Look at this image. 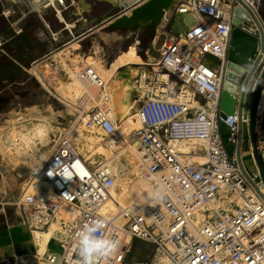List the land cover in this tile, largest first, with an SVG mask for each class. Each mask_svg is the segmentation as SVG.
Segmentation results:
<instances>
[{
  "label": "built area",
  "instance_id": "built-area-1",
  "mask_svg": "<svg viewBox=\"0 0 264 264\" xmlns=\"http://www.w3.org/2000/svg\"><path fill=\"white\" fill-rule=\"evenodd\" d=\"M40 2L45 7L68 8L66 0ZM261 2L177 0L172 4L165 14V24L153 40L155 46L162 36L157 69L144 78V86L139 81L136 92L140 98L136 113L142 125L133 131L141 172L150 182L149 196L142 202L120 206L114 216L100 212L112 195L117 175L106 161L91 160L81 153L76 136L90 126L101 127L115 137L119 135L109 104H82L73 120L58 132L51 156L40 171V177L51 184L52 193L40 198L25 190L12 202L32 234L35 230H49L55 224L52 236L60 242L62 251H38L32 258L8 257L2 264H79L83 259L80 233L97 221L104 225L94 235L117 242V247L97 256L93 264H128V237L151 242L174 264H264V184L259 171L249 172L242 157V166L237 160V105L233 114H220L234 26L233 8L239 4L252 19L256 17L261 22ZM179 14L194 17L183 33L172 27ZM261 24L264 28V22ZM246 30L259 33L255 22ZM99 54L108 56L106 52ZM263 68L264 54L259 72ZM77 75L86 84L105 91L106 80L92 66H85ZM253 90L249 83L246 94ZM235 98L238 102L239 94ZM260 101L261 98L257 121L264 112V106L258 112ZM257 121V146L264 161V129ZM248 122L249 113L243 112L242 123ZM222 125L229 131L228 140L235 145L232 150L225 146ZM121 141L125 143L126 139ZM86 147L90 153L97 144L88 139ZM225 193L242 197L241 205L233 211L216 207ZM62 205L71 209L67 215L61 212ZM118 217L124 221L117 222Z\"/></svg>",
  "mask_w": 264,
  "mask_h": 264
},
{
  "label": "rangeland",
  "instance_id": "rangeland-1",
  "mask_svg": "<svg viewBox=\"0 0 264 264\" xmlns=\"http://www.w3.org/2000/svg\"><path fill=\"white\" fill-rule=\"evenodd\" d=\"M110 6L111 4L107 0L99 1L96 6L93 7V15H95V18L87 17L86 21L77 24V27L73 30V35L69 36L68 39L70 38L69 41H71V39H75L73 41H76L80 32H93L86 37L82 43L81 50H84L86 53L84 57L91 54L95 57L99 56L98 58L100 60L104 59L103 63L106 64V69H111L114 64L120 61L126 62V64L116 70V72H112L113 77H109L107 88H109L110 96L106 98L110 100L111 106L115 107L118 102H115V104L111 95L115 92L123 93V89H128L130 90L129 94L126 95L123 93V98L126 101H131L134 106H136L134 102L135 96L133 95L135 92L139 91V81H142L143 72H147L148 75L152 76L154 70L157 69L153 68L157 66L155 64L148 65L144 63L152 60L150 56L159 57L158 46L162 41V36H160L155 46L153 45V40L161 28L158 24L159 21H155L154 19H149L144 25L140 21L131 26L120 25L118 27H113L108 23L107 25L103 22L107 16H99L102 13V9L109 7L111 8V12L120 9L119 7ZM70 13L71 16L76 17L74 10H70ZM63 34L64 36L67 35L66 31H63ZM63 43L64 42H58V48L54 50V53L60 51L62 47L64 48L67 46L66 43ZM134 44L136 45L133 47ZM73 51L80 52V49H75ZM99 51L106 52L108 56L103 58L100 56ZM52 55L47 58L45 57L42 62H36L38 66L34 69V73H32L30 68L35 63L26 66V79L18 83L16 87L9 85L7 91L0 93V139L4 142L6 141L11 127L19 126L17 127L18 129H27L33 122L38 121L37 119L39 118V120H46L50 126L49 142L48 144L46 143L47 145L37 143L36 147L30 148L27 153L21 154L22 156H18L17 159L14 156H9L0 152V199L3 198L4 201H8L9 204L6 206L13 212L15 206L12 202L20 193L25 191L24 188L27 183L38 172V167L44 161V156L42 155L52 150L58 132L62 127L73 120L76 114L75 109L82 105L81 103L78 105L76 104L77 102L73 101L68 102L65 97L62 98L63 95L61 94V87L58 81L62 79L69 82L71 78H69L70 76H68L67 70H64L65 67H63L59 58L53 57ZM42 65H46L48 70L51 69L54 72L50 70L51 74L45 77L44 74H42ZM55 78H58V81ZM140 84L143 85L142 82H140ZM139 93H141V91ZM249 96L251 97V95ZM104 103L105 101H102L98 105ZM224 143L229 150L235 147L227 138H225ZM45 150H47V152H45ZM247 153L248 151L241 152V156L244 157L243 164L249 172H253L256 166L253 158L250 156L248 157ZM96 158L99 159L97 156ZM14 160H16V162ZM55 247L59 248V244L55 243ZM130 250L127 252L128 264H156L160 256L167 255L164 252L156 250L154 244L144 240H134L130 246Z\"/></svg>",
  "mask_w": 264,
  "mask_h": 264
},
{
  "label": "bare ground",
  "instance_id": "bare-ground-1",
  "mask_svg": "<svg viewBox=\"0 0 264 264\" xmlns=\"http://www.w3.org/2000/svg\"><path fill=\"white\" fill-rule=\"evenodd\" d=\"M117 1L121 4L122 3L130 4V6H128V8L125 9V11L122 13L126 16H130L132 14L134 5L141 2L142 0L141 1L140 0H117ZM173 1H177V0H173ZM131 3L132 4L135 3V4L131 5ZM170 9H171V5L168 8H166L165 14L169 12ZM57 13L59 15V18L61 20H64L62 14L60 13V9L58 10ZM109 20L110 19L106 17L103 20V22H105L106 24L107 23L110 24L111 21ZM154 20L159 21L158 24H159V27L161 28L165 24V15L162 14L161 16H155ZM193 20H194V17L190 14H179L176 16V19L174 20L172 27L176 29L177 31L183 33L192 24ZM147 21L148 19L140 20V22L143 25ZM67 25L74 26L73 23L71 24L67 23ZM135 45L136 44H134L133 47ZM78 47H79V44L77 43V41H71L67 44V46H65L64 48L62 47L60 51L52 55L53 57H58L59 60L62 62L63 67H65V69L64 68L63 69L67 70L68 72L67 74L68 76H70L69 78H71V81L67 82L62 79L58 81V78H55V79H57V81L60 83L61 94L63 95V96L61 95L62 98L65 97L68 102L69 101L77 102L76 104L78 105L80 103L85 104L89 102L91 104L98 105L100 104V102L105 101L104 104L110 105L112 113L116 117V126H117L119 136H116V137L112 136L106 133L101 127H98V126H90V127L85 128L84 130L82 129L76 136V144L80 152L87 155L88 158H91V160L96 159L98 161H106L116 172L117 176H116L115 184L111 188L112 195L111 197L107 198V200L104 202V204L102 205L100 209V212L102 214L106 216H114L120 206H125L132 201L142 202L149 196L151 192L150 182L146 177L142 175V172H141L140 151L137 147V140L135 138V134L133 131V130L140 128L142 125L141 120L138 114L136 113V110L139 106L140 98H137L138 96L134 97L135 98L134 102L136 103L137 107L134 106V104L131 101H126L123 98V93L128 95L130 90L123 89L122 90L123 93L118 92L119 93L118 94L115 92L114 94H112L113 96L111 95V97H113L112 99H114V103L118 102L117 106L112 107L110 100L106 98V96H110L109 88H107V85L109 82L107 81L109 77L112 76V72H116V70L124 66L126 62L120 61L114 64L111 69H106L105 67L106 64L103 63V60H100L98 58L99 56L95 57L94 55L91 54V55H88L87 57H84V55H82L81 53L73 51L77 49ZM150 58L152 60L144 64H148V65L157 64L158 57L150 56ZM87 65L92 66L94 70L97 72V74H99L104 80H106L107 82L106 89H105L106 95L104 94L105 91L103 92L102 89H100L99 87L93 84H86L77 75L78 71ZM37 66L38 64L32 65V67L30 68L32 73H34L33 71L35 68H37ZM42 68H43L42 74H44L45 77H48L49 74H51L52 70L51 69H50L51 71L48 70L46 65H42ZM153 68H157V66ZM143 73L144 75H143L142 81H140L143 83L142 86L145 85L144 78L150 76L146 74V72H143ZM53 82H56V81H53ZM256 82H257V79L255 77L251 80L250 85L255 87ZM239 91H240V87L237 89L236 95L239 94ZM249 95L250 94L246 95L245 101H244V107L245 105H247L248 108H249L250 98H251ZM172 99L173 98H171V100ZM263 100H264V80L262 82V97H261L260 108L258 112L261 109ZM70 107H71V104H70ZM244 107H243V111H244ZM247 114L248 112L246 113V115ZM39 119H37L38 121L33 122V124L27 129H18L17 127L19 126L11 127L6 137V141L4 142L2 139H0V152L2 154L14 156L17 159V157L18 156L20 157L21 154L27 153L30 148L32 149V147H36L37 143H42L43 145L46 143L48 144L49 132L43 141H35L31 145H25L21 139V136L28 134L36 124L47 123L49 125V123L46 122V120H44L43 118H42L43 120H39ZM88 139L93 140V142L97 144V149L90 153H88V150L86 147V142ZM121 139L122 140L126 139L125 143H122ZM45 152H47V150H45ZM42 156H44V161L42 160L43 159L42 157L41 160L43 162L38 167V172L35 174V176L31 178V180L27 183V185L24 188L25 190L32 192L35 196L40 197V198L45 197L52 193L51 184L47 180L40 177L39 175L44 162L51 156V151H49L48 153H44ZM96 156L99 159H97ZM193 159L195 158L189 157V160H193ZM201 160H204V159L201 158ZM14 161L16 162V160ZM255 166H256L255 170L259 171V168L257 167L256 163H255ZM242 201H243V198L236 195V193H231V194L225 193V197L217 200L215 206L222 210L233 211L238 205H241ZM70 211L71 209H69L67 206L65 205L61 206V212L64 215H67ZM197 215H198V218L200 219L201 213ZM199 219L196 218L194 221L198 223ZM123 221L124 220L121 217L117 218V222L122 223ZM54 225L55 224H52L49 230H35L33 232L34 241L37 244V246H39L40 250H44L46 245L48 244L51 238ZM134 240H140V239L133 238V237L125 238V242L127 243V252L130 250V246L132 245ZM144 241H147V240H144ZM156 264H174V263L168 255H162L158 258Z\"/></svg>",
  "mask_w": 264,
  "mask_h": 264
},
{
  "label": "crops",
  "instance_id": "crops-1",
  "mask_svg": "<svg viewBox=\"0 0 264 264\" xmlns=\"http://www.w3.org/2000/svg\"><path fill=\"white\" fill-rule=\"evenodd\" d=\"M40 1L0 0V55L12 58L24 70L27 69L26 66L37 64L36 62H42L45 57L51 56L55 52L54 50L58 48V42L68 44L75 40L71 39L69 41L70 38L68 39V37L73 35V30L77 27V24L86 21L87 17L95 18L93 7L101 0H66L68 8L62 10L58 6H56V9L52 6L45 7L41 5ZM107 1L111 4L110 7H119L120 9L111 12V8L106 7L102 9V13L99 15L101 17L117 15L130 6V4H120L117 0ZM133 4L131 3V5ZM59 9L64 20L59 18L57 13ZM70 10H74L76 17L71 16ZM259 13L262 23L264 22V0L259 6ZM67 23H73L74 26H68ZM19 29H21L20 32ZM63 31H66L67 35L64 36ZM91 33L80 32L76 39L79 44L77 50L80 49L79 53L84 56H86V53L81 50L82 43ZM12 56H17L22 63ZM146 74L148 73L146 72ZM133 96H137V94L135 93ZM263 106L264 100L261 108ZM243 112L244 115L248 112L247 105H245ZM259 112H261V109ZM257 124L264 129V112L258 116ZM241 127L243 138H245L248 136V124L242 123ZM221 132L228 139L229 131L224 125L221 126ZM244 151L247 152L248 150H241V152ZM247 154L249 157L250 152L248 151ZM8 204V201H4L3 198L0 199V264L8 257L23 256L32 258L38 251L47 254L62 251V245L52 234L45 249L40 250L34 241V233L32 234L22 222L21 212L16 207L14 212L9 210L6 206ZM55 243L59 244V248L55 247Z\"/></svg>",
  "mask_w": 264,
  "mask_h": 264
},
{
  "label": "water",
  "instance_id": "water-1",
  "mask_svg": "<svg viewBox=\"0 0 264 264\" xmlns=\"http://www.w3.org/2000/svg\"><path fill=\"white\" fill-rule=\"evenodd\" d=\"M241 2V0H239ZM175 1L173 0H142L134 5L132 14L126 16L123 11L117 15L108 17L110 25L118 27L120 25L131 26L137 24L141 19H154L155 16L165 15L166 8ZM176 19V18H175ZM255 22L259 33H251L246 30L247 25ZM232 23L234 24L230 37L227 62L224 73L223 88L220 97V114L226 117L227 114H233L238 111V138L236 145V155L239 164L241 162V150L246 149L250 152L259 168L260 177L264 184V161L258 151L257 146V106L261 98L262 82L264 80V68L261 72L258 70L259 63L264 54V28L261 22L254 17L252 19L239 5L233 8ZM258 73V77L257 74ZM257 79L253 92L250 94V104L248 108V136L243 138L242 134V114L246 89L253 78ZM240 87L239 100L235 98L237 89ZM243 168V167H242Z\"/></svg>",
  "mask_w": 264,
  "mask_h": 264
},
{
  "label": "clouds",
  "instance_id": "clouds-1",
  "mask_svg": "<svg viewBox=\"0 0 264 264\" xmlns=\"http://www.w3.org/2000/svg\"><path fill=\"white\" fill-rule=\"evenodd\" d=\"M49 130L47 123L36 124L28 134L21 136V139L25 145H31L35 141H43ZM103 225V221H97L86 225L80 233V256L83 259L79 264H93L97 256L106 255L116 249L117 242L94 235Z\"/></svg>",
  "mask_w": 264,
  "mask_h": 264
},
{
  "label": "trees",
  "instance_id": "trees-1",
  "mask_svg": "<svg viewBox=\"0 0 264 264\" xmlns=\"http://www.w3.org/2000/svg\"><path fill=\"white\" fill-rule=\"evenodd\" d=\"M12 57L21 62L17 56ZM25 79L26 73L20 64L6 55H0V93L7 91L9 85L16 87Z\"/></svg>",
  "mask_w": 264,
  "mask_h": 264
}]
</instances>
